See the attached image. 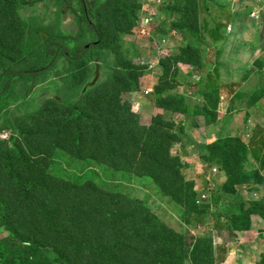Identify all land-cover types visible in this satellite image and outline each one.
Wrapping results in <instances>:
<instances>
[{"label": "rangeland", "instance_id": "374dc122", "mask_svg": "<svg viewBox=\"0 0 264 264\" xmlns=\"http://www.w3.org/2000/svg\"><path fill=\"white\" fill-rule=\"evenodd\" d=\"M28 1L31 0L24 1L23 5L20 0H0V30L4 26H9L4 34L11 32L8 36L0 37V63L17 64L18 68H29V70L42 68L40 73L33 77L36 86L32 87L33 92L31 93L35 100L34 105L38 107L37 113L43 112L45 116H51L54 110L61 109L65 111L69 119H79L81 109L89 114L94 110L90 103L92 95L89 94L85 98L83 94H80V90L71 89L69 79L71 73L77 72L74 78L89 76L86 80L87 84L91 85L96 74H99L93 86L97 84L99 89L97 94L104 95L101 98L104 109L101 116L100 110L93 111L98 119L84 125L80 138L83 141L95 139L89 131L91 127L99 131L98 137H103L105 133L110 132L103 127L114 129L124 120H127L129 126L138 123L139 126L150 128L153 125L155 131L148 130L143 133V139L137 137L140 132L135 129L131 134L128 133L129 138H136L135 143L132 144L135 152L126 151L127 162H121L119 158L111 157L102 151L76 153L69 143L63 141L67 137L66 134H62L63 142L60 143L63 151L54 155V159L46 158L41 161L32 157L31 152L25 147L30 140L20 137L19 144H17L20 156L13 164L12 177L7 178V171L0 167V182L17 181L19 169L32 162L33 170H40L43 176L52 175L55 180H63L64 184L69 183L74 190H81L90 199L99 196V208H101L105 194L115 206H122L126 199H138L143 204L146 203L164 225L176 229L183 235L184 244L190 250V257L186 264H193L191 255L197 239L219 228L215 226L214 216L210 218L207 216L210 219L207 224L190 223L187 217L188 188H193L197 194L202 190L210 192L211 196L216 191L224 193L221 188L227 176L219 174V169L230 164L235 154L231 150L218 151L214 156L215 159H212L210 154L217 140L231 138L234 135L237 138L234 140L235 144L233 142L232 144L237 150L246 149V157L244 158V155L239 157L244 163L243 168L248 174L258 172L264 178V91L243 86V89L238 92L241 84H236L234 93L228 96L225 90L218 86V90L208 91H215L210 97L216 102L213 104V112L188 117L184 112L187 101L193 107L200 106L192 95L193 99L183 96L187 94V79L189 78L187 74L194 70L202 75L201 70H204L208 63L217 67L220 59L217 53L220 46L215 48L213 53L208 54V60L206 56L203 59L192 58L191 55H185L183 52L186 46L190 47L191 52L194 51L190 40L202 39L199 35L202 34L205 19L199 20L198 23L195 22V25H192L194 27H190V21L181 22L183 18L189 16L178 15L174 7L169 6V1L163 4L164 0H88L89 17L92 22L88 24L83 17L84 14H81L80 0H49L37 4L27 3ZM162 9L169 15H165ZM249 12L255 17H260L258 12H253L250 8ZM135 16V25L131 27L130 20L135 19ZM119 19L126 20L119 25L117 23ZM166 20L168 24L163 26ZM175 23L179 26H186V29L183 32H177L172 28ZM93 27L98 31L97 35L101 36L98 43L109 46L113 52L106 63L93 64L86 61V58L73 61L70 57L60 55L53 60L52 65L43 66V59L37 55V53L43 54L44 51L40 46V37L46 40L52 36L62 35L56 38L72 54L82 46L97 41ZM228 31H231V27H228ZM185 33L189 37L185 36ZM68 37H73V39L69 40ZM260 64L261 60H258L257 66L259 67ZM118 65L122 72L127 68L131 69L128 70L127 76L116 75L114 68ZM88 70L90 73L84 74ZM33 78L32 76H21L15 81L16 87H21V82L32 81ZM203 80L207 84V80ZM208 81L211 82L213 79H208ZM4 83L5 80L0 79V85ZM110 83L114 87L105 92ZM210 85L214 86V84ZM204 86L206 88L207 85ZM261 86L264 87L263 84ZM155 89L159 90L154 98L153 90ZM240 92L253 96L248 98L244 97V94L237 96ZM8 95L11 99L0 97V143L9 145L11 139L17 138L16 127L19 122L15 117L19 116V112L15 108V100L12 99L16 95L12 92ZM109 95L113 96V100ZM111 101L118 102L120 111L109 105ZM65 102L69 105H65ZM227 103L228 109H226ZM218 114L234 121L232 125L234 135H228L219 129L218 123L215 124L218 117L220 118ZM159 115L162 116L159 121L162 125L155 121V117ZM208 116L213 118L211 122L208 121ZM179 122L181 124L177 128L176 124ZM72 125L77 126V123L73 121ZM211 126H216V129ZM43 127L45 124L40 123L39 129ZM122 130L125 131L124 136H126V127ZM155 135L158 136L157 140L161 142V147L152 153L151 150L155 148L152 139ZM182 136L183 139L180 140ZM111 139L113 144L107 142ZM249 140H254V144H251ZM87 144L90 148L109 145L115 153L116 150L119 151L124 147L120 137H107L99 144L87 141ZM137 144L140 149L137 158L147 151L146 162L156 163L161 168L162 171L149 170V174L161 175L159 181L152 178L144 179L147 177L140 176L142 173L145 174V171L138 170V166L133 162L137 153ZM15 146L5 148L2 154L15 157L12 152ZM204 165H211L214 169V173L208 179L204 173L207 171ZM178 171L182 172L186 180L181 188L178 187L180 181ZM27 173L30 174L32 171ZM257 189L260 190L261 186ZM254 190L255 187L250 188L247 185L237 186L236 198L229 197L230 200H225L223 197L221 206H231L230 209H234L233 211L243 206L248 209L252 207L250 202H260L264 197V194L261 193L259 196V192ZM216 202V199L207 201L204 204L206 209L203 210L209 212V215L211 206V211L216 210L213 207ZM84 215L91 217L89 212H85ZM85 220L91 222L92 218ZM104 230L105 228L101 226L88 225V233L95 236H99ZM137 230L138 235L141 236V246L149 253L156 250V236L148 233L141 234L140 225ZM83 232H85L83 226L77 228L78 235ZM7 236L6 232L0 230V240ZM122 256L117 252L115 256L110 252L108 254L102 245L97 253L87 249L82 251L79 257L71 258L73 264H121ZM128 257L129 255L124 259L125 263ZM0 264L12 263L0 258Z\"/></svg>", "mask_w": 264, "mask_h": 264}, {"label": "trees", "instance_id": "16d2710c", "mask_svg": "<svg viewBox=\"0 0 264 264\" xmlns=\"http://www.w3.org/2000/svg\"><path fill=\"white\" fill-rule=\"evenodd\" d=\"M20 1L24 5V1L26 0ZM46 1L49 0H31L27 3L37 4ZM85 1L87 3V10L85 11L82 6V13H84L83 17H85L88 24H92L89 17L90 7L88 6V0ZM168 1L170 6V0H165V4ZM188 10L189 17L183 18L181 22H187L188 20V22L190 21L189 25L191 27L195 25V22L198 23L200 20L198 18V4L195 2L190 3L188 5ZM162 12L167 16L169 15L164 9H162ZM177 14L179 15V13ZM125 20L126 19H119L117 23L121 25ZM133 20H130L132 22L131 27L135 25L136 16ZM167 24L168 20L164 22L163 26ZM172 28L177 30V32H183L186 26H179L175 23ZM1 29L0 37L8 36L11 33L4 34L7 29H9V26H4ZM93 31L96 33L97 41L82 46L78 51L72 54H70L67 48L56 38L62 37V35L52 36L46 40L40 37V46L44 51L43 54L37 53V55L43 59V66L47 64L52 65L51 63L53 60L60 55L70 57L73 61L86 58V61L93 64H98L100 62L106 63L113 52L110 50L109 46L98 43L101 36L99 37L97 35L98 31H96L94 27ZM189 33H191V31H189ZM185 36L189 37L187 33H185ZM199 37H201V34ZM68 39L71 40L73 37H68ZM190 42H192L190 44H192L191 47H193L194 51L191 52L190 47L186 46L183 50L184 54L191 55L192 58L203 59L204 56H206V52L201 47L202 40H190ZM199 47H201L202 50ZM16 65L17 64L7 65L5 62L0 63V79L5 80V83L0 85V97L4 96L5 98H10L11 96L8 95V93H14L16 97L13 96L12 99L15 100V108L19 112V116L15 117L19 122L16 127L17 138L15 140L11 139V143H9L12 147L16 145L15 148L12 149L15 157L2 154L4 149L10 146L0 143V154H2L0 155V167L4 171H7V178L12 177L13 164L20 156L17 145L19 144L18 139L20 137L30 140L29 144L25 147L31 152L32 157L41 161L46 158L54 159V155L63 151L60 143L64 141L65 143H69L76 153L80 151H102L106 152L111 157L119 158L121 162H127L126 151L128 150L129 153L134 151L132 144L135 143L136 138H129L128 133L131 134L133 129H135L140 132V135L137 137L143 139V133H146L148 130L155 131L153 125L150 126V128L139 126L138 123L129 126L127 120H124L114 129L103 127L110 132L105 133L103 137H98L99 131L91 127L89 131L95 139L87 140L88 143L99 144L101 140L104 141L107 137H120L124 147L119 149V151L116 150V153L109 145H107V147L95 146L90 148L87 141H83L80 135L85 124L94 122L98 119L93 111L100 110V116L103 112L104 104L101 102V98L104 97V95L101 94V96H99L97 94V92H99L97 84L95 86H89L86 80L89 76L85 78L82 76L74 78L78 73H71L72 75L69 79L70 88L80 90V94H83L85 98L91 94L92 100L90 103L93 105L94 110L90 111L89 114H86L83 109L79 110V119H69L65 115V111L61 109L54 110L51 116H45L43 112L37 113L38 107L34 105L35 100H33L31 94L33 92L32 87L36 86L34 78L32 82H21V87H16L15 84V81L21 76H37L42 68H35L29 72L28 69L18 68ZM14 68L15 71H13ZM128 70L130 71L131 69L127 68L122 72L119 65L114 68L116 75L122 77L128 75ZM89 73V70L84 72L86 75ZM204 85H207L206 88ZM200 86L201 92L205 97V102L203 99L199 104L200 107H193L187 101L186 110L184 112L188 117L190 115L194 116L213 112L215 100L210 97L215 91H208L214 90L215 87H211V85L208 84V80L207 84L204 80H201ZM113 87L114 85L110 83V85H108V90L106 89L105 92L110 91ZM158 90H153L154 98ZM109 97L113 100V96L109 95ZM176 100L180 101L179 98H176ZM65 105H69V103L65 102ZM109 105L120 111L117 101L115 103L111 101ZM161 119L162 116H156V123L160 124L159 121H161ZM208 119V121L211 122L213 118L208 116ZM165 120L168 121V119ZM187 120L188 118L186 121ZM73 121L77 123V126L72 125ZM40 123H44L45 127L39 129ZM180 124L181 122L176 124V127L179 128ZM123 127H126L128 131H126L127 137L124 136L125 131L122 130ZM159 133L162 134V132ZM62 134L67 135L63 141ZM176 137L179 138L178 135H176ZM157 138L158 136L155 135L152 139L155 145V148L151 150L152 153L159 150L161 147V142H159ZM182 139L183 136L180 140ZM235 139L236 138L231 137L217 140L211 149L210 156H212V159H215L214 156H216L215 154L218 151L231 150L235 154V158L230 164L220 167L222 173L227 176V180L221 188L224 193L214 198L217 200L215 204L218 210L212 212L210 208V214L208 215L209 212L204 211L206 209L204 204L198 203L199 193L197 194L193 188H188L187 207L189 211L187 217L190 223L207 224L210 220L208 217L214 216L216 227L221 229L225 226L227 229L236 232L250 226L249 215H259L264 221V197L260 202H250L249 204L250 206L252 205V207L248 209L243 206V208L233 211L234 209H230L231 206H220L223 197L225 200H230L229 197L236 198L237 186L247 185L250 188L255 187V190L258 186L264 187V178L260 176L258 172L248 174L243 168L244 163L239 157L243 155L244 158L246 157V149L242 148L237 150L236 146L232 144V142L235 144ZM107 142L113 144L112 139ZM139 151L140 149H138L137 144V153L134 156L133 162L138 166V170L143 169L145 171V174L142 173L140 176L147 177L144 179L152 178L159 181L161 175L154 176L153 174H149V170L162 171L161 168L156 165V163L146 162L147 156L145 154L147 151L143 152L140 158H137ZM255 155L258 158L257 153H255ZM218 161L220 162L219 159ZM209 163L211 164V162ZM33 169L34 167L31 162L19 169V179L17 178V181L10 183L0 182V230L8 234L6 238L0 240V258L2 260L12 264H73L71 257H79L80 253L87 249H91L97 253L99 247L103 245L108 254L109 252L113 256L116 255V252L121 256L123 254L121 258L123 261H121V264L187 263L188 257H190V250L184 244L183 235L176 229L164 225L163 221L154 214L153 210L146 203L143 204V202L138 199H126V202L122 206H115L112 205L113 202L109 201L107 194H105V198L101 203V208H99V196L90 199L88 195L84 194L81 190H74L69 183L64 184L63 180H55L52 175L43 176L40 170ZM28 171H32V173L29 174L27 173ZM178 176L180 179L178 187L181 188L186 180L180 171H178ZM85 212L91 213V217L89 215H84ZM86 218H92V221L87 222L85 220ZM89 223L91 225L104 227V232L99 236L89 234ZM139 225L141 226V234L148 233L157 238V248L151 253L141 246V236L138 235L139 232L137 230ZM80 226H83L85 232L78 235L77 228ZM213 239L214 233L202 235L197 239L191 255L193 264H216V252ZM127 255H129V257L125 263L124 259H126Z\"/></svg>", "mask_w": 264, "mask_h": 264}, {"label": "crops", "instance_id": "0c3cea01", "mask_svg": "<svg viewBox=\"0 0 264 264\" xmlns=\"http://www.w3.org/2000/svg\"><path fill=\"white\" fill-rule=\"evenodd\" d=\"M194 1L198 3V18L200 21L205 19L202 39L199 41L202 40L201 47L206 52V59L219 46L217 53L220 59L217 67L208 63L201 70L202 75L194 70L190 71L187 74V94L183 96L191 99L192 96L195 97L198 104L203 99L205 102L200 86L203 79H213L208 84H214V90H218L219 86L228 96L234 93L236 84H241L238 92L243 86L264 91L261 86L264 85V0H170V3L176 13L188 16V5ZM249 8L258 12L260 17L252 16ZM228 27H231L230 32ZM258 60H261L259 67ZM241 94L246 98L253 96L245 92H240L237 96ZM215 124L228 135H234L233 120L218 117ZM211 127L216 129V126ZM253 141L250 143L254 144ZM258 192L259 196L264 194V187ZM248 218L250 226L236 232L225 226L214 230V239L218 243L215 246L217 264H264V221L259 215H249Z\"/></svg>", "mask_w": 264, "mask_h": 264}, {"label": "clouds", "instance_id": "9594fccd", "mask_svg": "<svg viewBox=\"0 0 264 264\" xmlns=\"http://www.w3.org/2000/svg\"><path fill=\"white\" fill-rule=\"evenodd\" d=\"M81 1V0H80ZM163 4H165V0H164V2H163ZM252 16H254V15H252ZM255 17V16H254ZM255 18H258V17H255ZM28 70H29V68H28ZM29 72H30V70H29ZM29 74H31V73H29ZM29 76H31V75H29ZM34 76H32V78H33ZM32 82V81H31ZM226 109H228V103L226 104ZM219 116H220V118H224L225 116H223L222 114H218ZM232 138H237L236 136H232ZM204 168H207V171H205L204 173L206 174V176H207V179L210 177V176H212V174L214 173V169L212 168V166L211 165H204ZM219 174H223L222 173V171L219 169ZM224 176H226L225 174H224ZM214 186V185H213ZM254 191H256V192H258V189H256V190H254ZM222 193H220V191H216V193H214L212 196H211V193L210 192H207V191H204V190H202V191H200L199 192V194H198V203H199V200L202 198V196L203 195H207L208 196V198L206 199V200H203L202 201V204H206L207 203V201H212L216 196H220ZM222 202V201H221ZM221 202H220V204H221ZM199 204H201V203H199ZM215 205V206H214ZM214 205H213V207H216L217 209H218V207H217V205L214 203ZM221 206V205H220ZM211 209H212V206H211ZM213 211V210H212ZM213 212H216V211H213ZM261 218V217H260ZM262 219V218H261ZM213 220H215V218L213 219ZM212 233H214V232H212ZM213 244H214V247L215 246H217L218 245V243L215 241V239H213Z\"/></svg>", "mask_w": 264, "mask_h": 264}, {"label": "flooded vegetation", "instance_id": "af4514ba", "mask_svg": "<svg viewBox=\"0 0 264 264\" xmlns=\"http://www.w3.org/2000/svg\"><path fill=\"white\" fill-rule=\"evenodd\" d=\"M80 3H81V7L83 6L84 7V10L86 11L87 10V3H86V1L85 0H81ZM81 14H84V13H81Z\"/></svg>", "mask_w": 264, "mask_h": 264}, {"label": "built area", "instance_id": "2783aa9c", "mask_svg": "<svg viewBox=\"0 0 264 264\" xmlns=\"http://www.w3.org/2000/svg\"><path fill=\"white\" fill-rule=\"evenodd\" d=\"M208 198L207 195H203L202 198L199 200V203H202L203 200H206Z\"/></svg>", "mask_w": 264, "mask_h": 264}, {"label": "water", "instance_id": "95a60500", "mask_svg": "<svg viewBox=\"0 0 264 264\" xmlns=\"http://www.w3.org/2000/svg\"><path fill=\"white\" fill-rule=\"evenodd\" d=\"M98 77H99V74H96V76H95V80H93V83H92L91 85H89V86H93L94 83L98 80Z\"/></svg>", "mask_w": 264, "mask_h": 264}]
</instances>
